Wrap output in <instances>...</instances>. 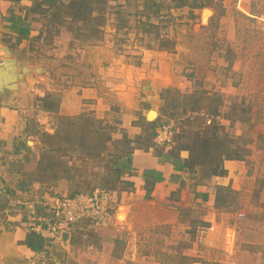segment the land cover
Returning <instances> with one entry per match:
<instances>
[{
  "label": "rangeland",
  "instance_id": "1",
  "mask_svg": "<svg viewBox=\"0 0 264 264\" xmlns=\"http://www.w3.org/2000/svg\"><path fill=\"white\" fill-rule=\"evenodd\" d=\"M20 1L0 0L2 12L25 9L33 22L30 37L2 42L20 76L0 100L14 92L8 105L19 100L28 112L0 154V200L33 223L45 201L112 190L118 226L78 229L74 256L192 264L200 222L180 209L174 229L172 210L128 197L131 224H123L116 193L131 188L114 164L133 148L162 151L156 137L208 169L226 157L264 158V0ZM68 86L79 113L60 115Z\"/></svg>",
  "mask_w": 264,
  "mask_h": 264
},
{
  "label": "crops",
  "instance_id": "2",
  "mask_svg": "<svg viewBox=\"0 0 264 264\" xmlns=\"http://www.w3.org/2000/svg\"><path fill=\"white\" fill-rule=\"evenodd\" d=\"M19 3L26 8L31 7L30 0ZM25 16V9L16 13L0 10V63L8 60L2 55L7 49L3 46L6 38L32 35L33 22L30 23ZM10 80L11 76L6 79ZM12 93L0 100L1 155L9 148L14 135L27 123L28 111L24 110L19 100L15 99L17 106L14 108L8 105L13 102ZM63 96L57 113L68 116L79 113L80 97L71 90V86L63 89ZM132 131L139 134L135 128ZM154 143L164 149L156 151L151 146L144 150L133 148L114 164L120 180L130 183L131 188L130 193H116L118 206L124 208V213H119L123 216L121 220L126 218L123 224H131L128 197H141L145 202L172 210L174 229L178 227L176 216L180 209H189L194 217L192 219L201 224L196 229L194 248L189 250L197 258L192 264H264V158L257 154L247 159L226 157L218 167L211 165L208 169L206 163L193 161L195 164H191L192 156L187 149L171 151V144ZM200 171L204 175H200ZM2 193L3 190H0ZM2 201L0 264H84L82 258L74 256V241L76 231L87 223L71 225L74 232H70L66 242L61 237L51 240L31 225L38 223L37 219L44 215L43 209L35 218L34 215L30 217L32 223L19 213H9L12 204ZM117 213L113 225L118 223ZM239 214H243V218H239Z\"/></svg>",
  "mask_w": 264,
  "mask_h": 264
},
{
  "label": "built area",
  "instance_id": "3",
  "mask_svg": "<svg viewBox=\"0 0 264 264\" xmlns=\"http://www.w3.org/2000/svg\"><path fill=\"white\" fill-rule=\"evenodd\" d=\"M161 128V134H167L166 126ZM167 128L172 131L170 127ZM154 141L160 145L165 144L162 138L156 137ZM114 200L115 193L104 188H97L87 193L80 192L71 198L58 196L50 200L53 201L52 203L43 202L44 215L37 219L36 225L32 226L39 234L51 240H59L63 232H70L68 228L77 223L85 222L95 228L106 227L115 220ZM239 218H243V214H239Z\"/></svg>",
  "mask_w": 264,
  "mask_h": 264
},
{
  "label": "water",
  "instance_id": "4",
  "mask_svg": "<svg viewBox=\"0 0 264 264\" xmlns=\"http://www.w3.org/2000/svg\"><path fill=\"white\" fill-rule=\"evenodd\" d=\"M12 69V70H11ZM8 71V72H7ZM16 63L14 60L8 59L4 60L0 63V93L5 91H13L17 89L16 81L19 78V74L16 72ZM22 72H26V68H22ZM5 73V74H4ZM6 75V77H5ZM11 76L10 81H6V79ZM70 237V232L65 231L61 235V240L66 242Z\"/></svg>",
  "mask_w": 264,
  "mask_h": 264
},
{
  "label": "trees",
  "instance_id": "5",
  "mask_svg": "<svg viewBox=\"0 0 264 264\" xmlns=\"http://www.w3.org/2000/svg\"><path fill=\"white\" fill-rule=\"evenodd\" d=\"M151 123H153V122H151ZM190 163L191 164H195L194 162H197V163H202V162H199V161H195L193 158H190ZM194 161V162H193ZM217 167H218V165H217ZM116 173H117V176H118V172L116 171ZM118 178H119V176H118ZM128 183V182H127ZM130 183H128V185H129ZM94 189H92V190H89V191H85V192H92ZM106 190H108V189H106ZM109 191H112V190H109ZM78 193V192H77ZM75 194V193H74ZM71 196V195H70ZM79 223H77V224H74V225H78Z\"/></svg>",
  "mask_w": 264,
  "mask_h": 264
},
{
  "label": "bare ground",
  "instance_id": "6",
  "mask_svg": "<svg viewBox=\"0 0 264 264\" xmlns=\"http://www.w3.org/2000/svg\"><path fill=\"white\" fill-rule=\"evenodd\" d=\"M148 116H149V118L151 119V118H154L155 116H156V112L155 111H150L149 113H148Z\"/></svg>",
  "mask_w": 264,
  "mask_h": 264
}]
</instances>
